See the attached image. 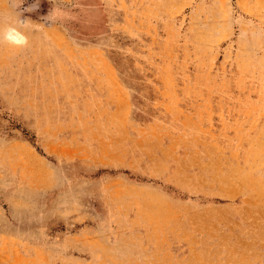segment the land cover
Segmentation results:
<instances>
[{"label": "rangeland", "instance_id": "1", "mask_svg": "<svg viewBox=\"0 0 264 264\" xmlns=\"http://www.w3.org/2000/svg\"><path fill=\"white\" fill-rule=\"evenodd\" d=\"M0 0V264H264V0Z\"/></svg>", "mask_w": 264, "mask_h": 264}, {"label": "clouds", "instance_id": "2", "mask_svg": "<svg viewBox=\"0 0 264 264\" xmlns=\"http://www.w3.org/2000/svg\"><path fill=\"white\" fill-rule=\"evenodd\" d=\"M14 6H18L14 0ZM31 20L0 21V46L7 45L12 48L22 49L28 46L29 40L26 32L31 29Z\"/></svg>", "mask_w": 264, "mask_h": 264}]
</instances>
